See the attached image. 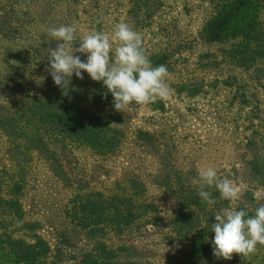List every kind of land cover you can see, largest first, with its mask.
<instances>
[{
	"label": "rangeland",
	"instance_id": "1",
	"mask_svg": "<svg viewBox=\"0 0 264 264\" xmlns=\"http://www.w3.org/2000/svg\"><path fill=\"white\" fill-rule=\"evenodd\" d=\"M8 1L10 0H0V30L3 28V17L8 13L6 6H10L13 11L22 6L19 3L16 5L17 0ZM137 1L155 0H78V5L70 11L73 18L77 17L78 22L73 21L71 26L77 29L76 36L82 41L83 36L93 30H100L112 38L114 26L125 22L141 35L145 54L151 55L157 53L163 44L159 34L161 29L177 22L187 39L193 41L201 23L211 14L212 0H160L162 7L158 10V16L151 26L144 30L136 25L134 20L136 16L141 18L148 9L138 8ZM49 12L50 7L45 5L44 14ZM95 18H99L101 23L99 29H95L94 23L90 22ZM173 28L168 27L171 31ZM16 38L8 40L0 35V106L10 108L18 98L31 97L44 92L45 89H52L57 102L61 98L64 99L61 103L63 105L86 110L95 116L116 112L123 118V122L118 125L123 137L116 150L107 156L97 155L88 146L69 140L58 138L61 141L55 142L56 138H49L48 147L55 153L56 163L42 157L37 151L26 150L23 139L15 142L18 145L15 147L0 129V185L6 183L11 176L18 177L20 172L25 174L27 183L20 198V205L26 220L39 226L38 235L49 245L48 264H77L79 254L89 249L88 240L75 224L71 223L66 213L72 197L76 194L109 196L124 190L129 179L135 178L144 182L148 195L143 198H147V202H154L159 212L139 221L136 230H128L121 236L111 235L107 242L112 248L131 247L135 250L131 259L155 264H182L188 249L184 238L172 232L169 224L174 213L182 207L180 200L175 201L171 193L154 184V181L170 168L172 171L183 170L188 173L196 168L199 171L202 167L213 166L221 179L232 180L241 192L251 187L256 198L264 199V182L251 186V183L240 179L241 176L247 178L252 173L249 170L252 162L248 166L242 161L239 162L240 154L236 155V161L233 159V154L239 150L233 146L234 143L245 142L244 140L249 142L252 139L260 141L258 133L264 137V90L260 87L259 90H253L256 83H248L249 95H255L256 98L242 110L239 104L230 105L232 92L227 90L224 92L208 87L196 98H187L176 93V86L195 80L203 81L205 85L230 75L239 76L243 82L247 80L246 75L228 63H223L224 66L221 65L218 70L213 71L203 69L201 72L196 68L199 57L206 59L207 54L215 58L221 55L216 47L199 46L194 42V49L174 63L173 71L168 73L166 80L173 90L169 99L146 106L133 103L124 112H118L115 109L97 110L86 101L87 99L84 102H73L62 94L46 71L50 50L55 48L56 43H48L46 57L44 49L28 46L32 42L25 41L23 37L21 41ZM50 39L55 41L52 37ZM34 44L40 47V44ZM113 46H116L115 42ZM75 55H79L82 61L87 59L86 54ZM256 68L259 81L264 85V60ZM82 75L83 80L75 74L69 77L70 87L83 86L84 96L88 98L92 90L89 86L87 89L91 90V93L87 92L85 83L94 81L86 72H82ZM99 83L103 86L102 82ZM4 88L6 92L13 88L14 93H1ZM160 105L163 109H158ZM257 109H260L259 113ZM141 130L149 132L156 139L151 151L138 140L137 134ZM170 146L174 147L173 154L169 151ZM257 149L256 154L260 159L258 161L264 166V145L259 143ZM254 157L253 150L247 152L248 162L253 161ZM59 166L64 178H67L68 185L53 173V169ZM210 189L219 192L214 187ZM5 193L0 191L2 196ZM230 202L233 204V201ZM157 218L164 221L158 223L155 221ZM4 219L0 209V223H10ZM257 248L261 249V252L264 251V246L258 245ZM259 254L262 253L256 252L252 256ZM233 258L237 260L235 264L242 260V256L235 253ZM245 259L246 264H257L259 260L264 264V253L256 261Z\"/></svg>",
	"mask_w": 264,
	"mask_h": 264
},
{
	"label": "trees",
	"instance_id": "2",
	"mask_svg": "<svg viewBox=\"0 0 264 264\" xmlns=\"http://www.w3.org/2000/svg\"><path fill=\"white\" fill-rule=\"evenodd\" d=\"M15 3L22 6H19L17 11L6 6L8 13L1 22L3 28L0 30V35L8 40L19 36L16 38L19 41L23 37L25 41L32 42L28 46L44 49L45 56L48 43H57L50 39L47 28L71 25L73 21L78 22L77 17L73 18L70 13L71 9L78 5V0H17ZM45 5L50 7V12L44 14ZM136 6L148 9L140 16L141 18L136 16L134 20L136 25L147 30L158 16V10L162 7L161 1H137ZM210 6L211 14L201 23L193 41H189L179 29L177 22H174L173 25L168 26L174 27L172 31L165 27L166 29L163 28L159 32L163 41L160 50L147 56L153 66L166 65L168 73H171L174 63L179 58H184L183 55L189 50L194 49V42L199 46L216 47L221 55L217 58L210 54L206 55V59L199 57L196 68L201 72L203 69L213 71L218 70L223 63H228L241 74L246 75L247 80L243 82L236 75L214 80L209 85L195 80L176 86V93L183 97L196 98L208 87L224 92L227 90L232 92L230 105L239 104L242 110L246 104L256 98L255 95H249L248 83H256L253 90H259V87L264 90V85L258 78V68H256L264 60V0H212ZM98 20L99 18H95L90 21L94 23L95 29L101 27ZM80 42L81 40L77 38L73 46L78 47ZM34 43L38 46L40 44V47L35 46ZM85 85L87 92L91 93L92 90L91 96L85 98L84 87L79 86L70 87L67 97L73 102H84L87 99L86 101L97 110L114 109V98L107 92L104 85L95 81ZM89 86L91 90L87 89ZM4 87L6 88V84ZM5 88L1 93H14L13 88L7 92ZM54 94V90L45 89L44 92L34 96L18 98L10 108L0 106V129L13 142L12 144L23 139L26 150L37 151L39 155L55 163L57 162L55 153L48 147V139L51 137L56 138L55 142H59L58 138H61L64 141L69 140L88 146L100 156H107L116 150L123 137L122 130L118 129V125L123 122L119 114L115 112V114L95 116L86 110L61 104L64 101L63 98L57 102L53 97ZM158 109H163V106L160 105ZM259 112L260 109H257V113ZM137 137L148 151L154 148L156 139L149 132L138 131ZM257 137L260 141L249 139V142L244 140L245 142L233 144L234 147L239 148L235 155L233 154L235 161L236 155L240 154L239 162H244L246 166L252 162L249 165L252 173L247 178L246 176L240 178L243 182L251 183V186L264 182V166L260 164L256 154L257 145L259 143L264 145V137L260 133ZM15 147L18 145L15 144ZM252 150L255 157L253 161L248 162L247 152ZM169 151L173 154L174 147L170 146ZM53 173L65 185H68L60 166L53 169ZM26 183L25 174L20 172L18 177L11 176L6 183L0 185V191L6 192V198H4L5 194L0 195V209L4 220L10 222L0 223V264L49 263V245L38 235L39 226L26 220L25 212L20 205ZM154 184L159 185L165 192L171 193L175 201L180 200L182 205L180 211H176L173 218L169 220L172 232L184 238L188 246L184 255L185 262L182 264H235L237 262L234 258L224 260L213 255L212 241L215 234L211 230V225L215 222L216 214H222L231 208L244 209L248 211L249 216L254 215L255 209L264 204V199L256 198L252 191L254 189L248 187L243 190L240 199L231 204L230 201L221 199L219 192L206 187L205 190L210 191L216 200L214 205L209 206L198 196L200 184L197 168L188 173L183 170L172 171L170 168L162 173ZM125 189L109 196L76 194L72 197L71 205L66 211L67 216L89 242V249L79 254L77 264H155L141 259L132 258V260L135 250L131 247L112 248L107 242L111 235L121 236L128 230H136L139 221L159 212L154 202H147V198H143L148 195V188L144 182H139L135 178L129 179ZM155 221L159 223L164 220L157 218ZM257 253L263 254L264 251L261 252L260 249ZM262 254L254 255L249 259L256 261ZM239 264H246V259L242 258ZM257 264L263 263L259 260Z\"/></svg>",
	"mask_w": 264,
	"mask_h": 264
},
{
	"label": "clouds",
	"instance_id": "3",
	"mask_svg": "<svg viewBox=\"0 0 264 264\" xmlns=\"http://www.w3.org/2000/svg\"><path fill=\"white\" fill-rule=\"evenodd\" d=\"M76 32L71 25L48 29V34L57 43L50 50L46 71L63 95L67 96L69 92L71 80L68 78L75 74L83 80L82 72H86L93 81L103 83L114 98L113 106L118 112H124L133 103L146 106L170 98L173 90L166 82L167 66H153L145 54L141 35L132 26L117 23L112 38L93 30L83 36L78 47L73 46ZM75 53L86 54V61ZM198 176V196L207 205H214L216 200L210 191L205 190L206 187L216 188L223 200L240 199V189L232 180L221 179L215 167L200 168ZM211 230L215 234L212 241L215 257L231 260L235 253L249 258L257 252L258 245L264 246V204L257 207L252 216L244 209L235 208L216 214Z\"/></svg>",
	"mask_w": 264,
	"mask_h": 264
}]
</instances>
